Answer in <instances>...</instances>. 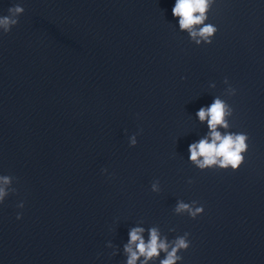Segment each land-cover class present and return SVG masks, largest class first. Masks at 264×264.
<instances>
[{"label": "water", "instance_id": "95a60500", "mask_svg": "<svg viewBox=\"0 0 264 264\" xmlns=\"http://www.w3.org/2000/svg\"><path fill=\"white\" fill-rule=\"evenodd\" d=\"M18 2L0 35V174L16 177L0 264H123L105 244L122 249L137 221L189 232L183 264H264V0H216L200 47L176 29L174 0H0V14ZM225 78L249 149L237 172H201L187 162L207 131L195 113ZM177 200L204 213L177 216Z\"/></svg>", "mask_w": 264, "mask_h": 264}, {"label": "clouds", "instance_id": "9594fccd", "mask_svg": "<svg viewBox=\"0 0 264 264\" xmlns=\"http://www.w3.org/2000/svg\"><path fill=\"white\" fill-rule=\"evenodd\" d=\"M216 0H174L171 15L176 20V29L187 35L190 43L196 47L211 45L218 28L208 22V13ZM22 3H14L7 9V14H0V35H7L11 29L19 23V17L24 14ZM183 79V77H182ZM223 83L227 86L221 95L213 96L212 102L202 106L195 113V120L206 127L207 131L196 141L190 143L187 148V162L195 169L204 172L218 169L221 171L237 172L245 162V156L249 149V136L246 132L231 131L230 123L234 109L227 99L222 97H234L237 94L227 78ZM208 87L215 89L216 84L210 82ZM140 132L128 135L129 148L137 146V137ZM107 174V169L101 170ZM16 177L8 174H0V206L4 205L6 198L16 193L13 183ZM188 184L192 181L189 179ZM152 193L161 191L160 181L154 180L150 185ZM24 203L17 204V208L23 209ZM177 216L187 215L195 220L204 213L203 205L198 206L197 201L185 202L177 200L173 208ZM16 220L22 219V213L16 214ZM169 232H175L169 228ZM190 233L184 232L173 239H169L159 226H145L143 221H137L130 226L127 232V240L122 249L108 241L105 247L112 249V256L122 254L123 264H183L184 257L181 253L191 247Z\"/></svg>", "mask_w": 264, "mask_h": 264}]
</instances>
